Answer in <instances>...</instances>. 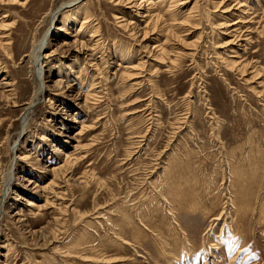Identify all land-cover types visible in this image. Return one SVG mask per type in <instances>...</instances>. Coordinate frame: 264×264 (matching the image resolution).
<instances>
[{
	"label": "rangeland",
	"instance_id": "rangeland-1",
	"mask_svg": "<svg viewBox=\"0 0 264 264\" xmlns=\"http://www.w3.org/2000/svg\"><path fill=\"white\" fill-rule=\"evenodd\" d=\"M71 1L0 0V264H264V0Z\"/></svg>",
	"mask_w": 264,
	"mask_h": 264
},
{
	"label": "bare ground",
	"instance_id": "bare-ground-1",
	"mask_svg": "<svg viewBox=\"0 0 264 264\" xmlns=\"http://www.w3.org/2000/svg\"><path fill=\"white\" fill-rule=\"evenodd\" d=\"M77 1L78 0H73V1H71L69 4H67L66 5V7H69L71 4H76L77 3ZM112 1H116V3L117 4H119V6L120 5H125V8L126 9H129L130 11H132V12H138V9L140 10V9H142V8H145V14L146 15H144L143 17H151L150 19H149V21L147 22V24L151 21V20H153L155 17H157V18H155V19H159L161 16H160V14H161V12L160 11H162L159 7H158V4L157 3H155L154 5H153V3H152V0H148L149 2H148V5H150V4H152V6H149L148 7V9H146L147 7H145V4H143V2L144 1H141V2H139V0H112ZM177 1V0H176ZM179 1V0H178ZM162 2V1H161ZM167 3V2H166ZM65 4V3H64ZM63 4V5H64ZM162 5V4H161ZM173 5H176V2H174L173 0L170 2V4H169V6L167 7V9H172V7H173ZM62 6V5H61ZM64 7V6H63ZM163 7V6H162ZM63 9V8H62ZM166 9V10H167ZM169 10V11H170ZM168 11V10H167ZM58 11L57 12H55V13H53V15H52V19H55L57 16H58ZM77 13V12H76ZM138 14V13H137ZM7 15V14H6ZM75 15V14H74ZM143 15V14H142ZM162 18V17H161ZM87 19V17L85 18V20H83V22H81V25H80V29H79V31L78 32H81L83 29H90V28H92V23L91 22H89V21H87L86 20ZM166 19V18H165ZM122 21H125V19L123 18L122 20H121V22ZM127 21V20H126ZM156 21V20H155ZM120 22V23H121ZM124 23V22H123ZM126 23V22H125ZM124 23V24H125ZM123 24V25H124ZM126 24H133V22H130V20L129 21H127V23ZM232 24H236L235 22L234 23H231V22H229L228 23V27L229 26H232ZM147 26V25H146ZM126 27V26H125ZM129 27H131V26H129ZM128 27V28H129ZM127 28V27H126ZM1 34V33H0ZM5 35V34H4ZM47 35H48V33L46 32L45 34H44V36H43V38L40 40V42L38 43V45H36L34 48H33V50H32V53H31V55H32V57L34 58V61H35V64L37 63V64H39V62H40V60H41V58L44 60L45 58H47V54L45 53V48H47V47H44L45 46V44H46V38H47ZM3 36V35H2ZM6 36V35H5ZM98 36V34H97V31H92V34H91V38L93 39V40H95V37H97ZM8 38V37H7ZM1 40V39H0ZM4 40V39H3ZM6 43V42H5ZM5 43H4V45H5ZM11 43V42H10ZM81 44V43H80ZM96 44L98 45L99 44V39L97 40V42H96ZM47 46H48V43H47ZM9 47V46H8ZM7 47V48H8ZM94 48V47H93ZM8 50H10L9 48H8ZM97 50V49H96ZM55 51V50H54ZM54 51H53V53H54ZM52 55V54H51ZM44 63V62H43ZM44 65V64H43ZM248 65V64H247ZM36 66V65H35ZM241 66H242V64H241ZM245 73V72H244ZM47 78V77H46ZM42 89H43V85H42V88H39L38 89V91H37V93H35L34 94V96L32 97V100H31V102H30V104L28 105V107L34 102V101H36V98L39 96V94L42 92ZM9 93H11V92H9ZM9 95V94H8ZM25 118V117H24ZM26 119V118H25ZM24 120V119H23ZM12 176H13V174L12 173H10L9 174V176L8 177H6L5 178V181H4V191H5V189L9 186V181L11 180V178H12ZM6 187V188H5ZM30 205H32V207L33 206H36V204L34 203V202H32V203H30Z\"/></svg>",
	"mask_w": 264,
	"mask_h": 264
}]
</instances>
